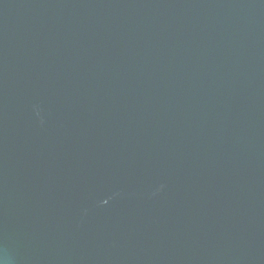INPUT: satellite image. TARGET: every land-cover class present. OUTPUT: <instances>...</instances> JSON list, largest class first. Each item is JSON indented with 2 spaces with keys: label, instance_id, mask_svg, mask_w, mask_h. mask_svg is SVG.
Masks as SVG:
<instances>
[{
  "label": "water",
  "instance_id": "95a60500",
  "mask_svg": "<svg viewBox=\"0 0 264 264\" xmlns=\"http://www.w3.org/2000/svg\"><path fill=\"white\" fill-rule=\"evenodd\" d=\"M0 264H264V0H0Z\"/></svg>",
  "mask_w": 264,
  "mask_h": 264
}]
</instances>
